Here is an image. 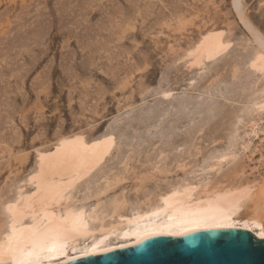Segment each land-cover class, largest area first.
<instances>
[{
  "label": "rangeland",
  "instance_id": "1",
  "mask_svg": "<svg viewBox=\"0 0 264 264\" xmlns=\"http://www.w3.org/2000/svg\"><path fill=\"white\" fill-rule=\"evenodd\" d=\"M246 25L264 37V0H239L238 11L232 0H0V206L39 152L107 131L117 141L91 179L120 174L110 196L130 205L174 180L258 193L264 133L250 127L264 130L252 105L264 76L249 66L258 47ZM207 33L225 50L190 67ZM252 213L248 202L237 218Z\"/></svg>",
  "mask_w": 264,
  "mask_h": 264
},
{
  "label": "bare ground",
  "instance_id": "2",
  "mask_svg": "<svg viewBox=\"0 0 264 264\" xmlns=\"http://www.w3.org/2000/svg\"><path fill=\"white\" fill-rule=\"evenodd\" d=\"M232 6L238 11L239 0H232ZM240 18L243 22L241 15ZM246 27L253 35L254 42L257 43L258 47V51L253 54L252 58H249L250 60L252 59L249 66H251V70L258 71L264 76V37H260L251 27L247 25ZM224 50L225 45L221 41L220 35L207 33L205 38L189 51L188 57H191L190 67L199 66L203 64L204 60L213 59ZM260 92L259 101L252 105H258L260 110H264V88ZM249 104L251 105V103ZM248 107L253 108L254 106ZM246 112L250 111L246 110ZM248 114L246 113V115ZM250 121L253 123L254 120ZM256 127V124L253 123L250 127L251 132L257 135L259 132L264 133L263 129L260 130ZM246 128L248 127L246 126ZM236 133L233 135H236ZM244 133L245 135L247 134L246 131ZM247 136L246 138L248 139ZM115 137L112 131H107L98 138H94L95 140L93 139L91 142L67 141L61 146H56L53 149L37 154L35 166L25 180V184L18 188L12 197L3 202L1 201L0 210L4 217L2 219L4 222H2L3 226L0 229V243L4 244V264H14V256L19 257L20 255L19 252L13 254L7 251L5 233L7 229L6 219H10L8 205H12L11 211L16 214L18 230L23 232L26 237L36 232L46 239L49 247L66 244L63 249V255H57L55 258L49 259L48 254L43 253L40 264H62L131 247L137 244L136 233L138 232L144 233L147 231L151 234V232L157 231L163 233L150 235V238L157 236L181 237L187 234L168 235L166 233L179 231L183 225L190 224L193 220L208 222L230 221L233 227L218 228L213 225L207 229L202 228L191 231L188 234L205 230L234 229L252 233L256 238H264L261 236V225H264V181L258 189V193L254 192L256 194L250 193L251 190H235L234 188L233 191H219L211 187L209 189L208 186L211 183L209 181L211 180L207 181L209 182L207 186L206 184L202 185L201 181V183L195 184L191 182L192 180L186 182L183 179L184 182L181 183H179V180H174V182L178 181V183H173L171 186L169 185L170 182H168L169 186H166L168 189L164 190L163 188L164 192H161L158 188L160 190L159 194L158 192L155 193L156 195L153 193L155 195L153 196L155 197L154 199L148 197L151 199L136 201V198H134L136 202H131V205L128 203L129 200L127 201L122 195L113 194L111 197L110 194L122 182L123 177L120 174L112 176H109V174L104 175L103 178L99 176L100 179L98 177L95 181L94 178L91 179V176L101 164L103 165V162L105 163L110 153L112 154L113 146L116 144L114 142L115 140L117 141ZM231 143L233 144L234 142ZM232 147L233 145L230 148ZM223 153H220L222 157ZM210 157V159H213L214 156ZM210 163H205V165H208L207 168L210 167ZM215 164H217V161ZM215 164L212 166H217ZM204 166L201 165L200 167L203 168ZM211 167L209 168L210 170ZM157 168L160 167L157 166ZM157 168L155 165V171L163 174L165 167L160 168L158 171ZM168 170H166V173H168ZM111 174L113 173L111 172ZM164 175L166 174L164 173ZM95 178H97V175ZM156 191H158L157 188ZM137 198L139 199V197ZM140 199H142L141 196ZM248 202L253 204V215L248 222L239 221L237 215ZM94 247L96 251L92 252L91 250ZM21 248L26 253L31 250V243L22 244ZM86 251L89 254L85 255Z\"/></svg>",
  "mask_w": 264,
  "mask_h": 264
},
{
  "label": "water",
  "instance_id": "3",
  "mask_svg": "<svg viewBox=\"0 0 264 264\" xmlns=\"http://www.w3.org/2000/svg\"><path fill=\"white\" fill-rule=\"evenodd\" d=\"M62 264H264V238L234 229L157 236Z\"/></svg>",
  "mask_w": 264,
  "mask_h": 264
},
{
  "label": "snow or ice",
  "instance_id": "4",
  "mask_svg": "<svg viewBox=\"0 0 264 264\" xmlns=\"http://www.w3.org/2000/svg\"><path fill=\"white\" fill-rule=\"evenodd\" d=\"M12 205H8V215L10 219H6L7 229L5 233V240L7 242V251L15 254L19 252V257L14 256V264H40L42 259V254L47 253L48 258H55L57 255H63V249L66 247V244L53 245L49 247L47 245L46 239L41 237L39 233L33 232L30 236H25L23 232L18 230L16 214L11 211ZM215 226L218 228H231L233 224L230 221H200L193 220L190 224H185L182 226L181 230L173 231L166 233L168 235H184L188 234L191 231L200 230L202 228L207 229L211 226ZM163 234L157 231L151 232L149 234L147 231L144 233H136V243H143L144 240L149 239L150 235H159ZM261 236L264 237V225H261ZM31 243V250L25 253L24 249L21 248L22 244ZM3 251L4 244L0 243V264H4L3 260ZM92 252L96 251L94 247ZM89 254L88 251L85 252V255Z\"/></svg>",
  "mask_w": 264,
  "mask_h": 264
}]
</instances>
